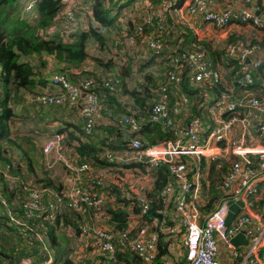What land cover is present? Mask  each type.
<instances>
[{
	"label": "built area",
	"instance_id": "obj_1",
	"mask_svg": "<svg viewBox=\"0 0 264 264\" xmlns=\"http://www.w3.org/2000/svg\"><path fill=\"white\" fill-rule=\"evenodd\" d=\"M63 1L69 2L64 18L71 19L77 9L85 10L87 7L86 0ZM176 1L160 0L158 11L147 7L141 12L140 21L133 25L130 33L126 27L118 30L112 39V45L133 47L140 42L151 53L159 55L166 48L163 40V36L167 35L164 12ZM250 1L245 0L247 3ZM186 11L190 15L202 13L206 23L220 30L232 22L254 28L264 26V9L258 13L250 7H243L238 12L229 8L214 11L206 8L205 0H188ZM53 26L50 27L51 30ZM144 26L149 30L144 31ZM197 43L196 39L191 41L189 46L176 45L167 52L163 78L157 84L158 99L151 106L149 121L160 123L165 128H174L173 138L146 144L140 140L138 134L139 121L132 115H125L117 117L112 124L124 128L129 135L126 148L110 151L103 147L99 154L107 163L119 165L115 169L132 163H139L147 168L159 164L167 166L171 180L160 191L165 207L157 216L148 217L153 225L158 227V231H153L147 236H130L127 228L117 230L102 225L85 224L81 227L80 235L89 239V245L95 254L113 258L116 252L128 250L142 264H153L159 233L163 232L179 237L185 249V264H264V219H257L248 212L256 196H260L264 203V189L260 190L258 187V181L264 180V145H247L245 142L248 135L246 131L253 129V126L264 138V97L248 91V87L253 84L255 71L264 68V43H261V40L247 42L238 37L228 40L223 46L222 55L227 60L234 61L229 68L230 84L225 86V91L214 95L210 102H206L205 97L203 113L190 117L185 125L176 126L169 116V110L173 115L186 110L187 97L179 91L183 77L188 78V85L196 90L212 88L223 80L222 72L219 68L211 66L205 51L196 45ZM184 71H188L187 74ZM183 74L185 76L182 77ZM100 81L103 86L113 90V76L106 79L102 77ZM49 84L54 91L62 94L37 95L33 100L40 106L52 103L76 107L83 120L82 129L89 134L99 112L98 99L92 91L96 85L95 79L89 76L73 83L63 73L58 72L52 73ZM169 96L175 99L171 109L168 106ZM239 128V137L231 136L232 131ZM59 139V135L49 136L42 144L41 152L46 157L54 151L56 159L62 160L67 167L63 195L68 206L79 209L81 204H85L98 210L105 202H114V195L110 193L108 184L103 181L105 172L95 173L91 164L76 163L59 152ZM251 156L259 161L258 168L253 166ZM231 157L236 160L228 164L226 172L219 180L224 196L218 199L213 209L203 215L200 209L206 204L199 198L198 181L199 176L203 175V164L206 162L209 165L210 161L222 158L229 161ZM47 160L44 158L43 162L47 164ZM42 192L43 190H30L31 200L24 205L26 219H30L39 209L37 201ZM124 192L131 193L128 198L133 199L139 209L138 215L143 218L149 209L150 200L142 186L136 187V190L128 187ZM58 200L56 196L54 204H48L51 211L56 210ZM237 201L241 202V206L226 224L228 205ZM1 204L6 207L3 200ZM3 209L9 219L8 224H20L12 217L8 208ZM167 222L173 226L166 227ZM23 225L22 231L27 228L26 224ZM236 234L241 235L244 240V249L239 246L242 242H231L230 239ZM167 238L169 237H163L165 242ZM220 246L230 251L226 262L218 257ZM20 264L31 262L23 259ZM160 264L168 262L163 261Z\"/></svg>",
	"mask_w": 264,
	"mask_h": 264
},
{
	"label": "trees",
	"instance_id": "obj_2",
	"mask_svg": "<svg viewBox=\"0 0 264 264\" xmlns=\"http://www.w3.org/2000/svg\"><path fill=\"white\" fill-rule=\"evenodd\" d=\"M29 1L0 0V196L5 200L6 207L11 212L12 217L20 223L19 225L8 224L9 219L0 202V264H19L22 258H28L31 264H43L48 255H52L50 264L58 262H60L59 264H73L72 260L65 258L69 252H72V249L68 247L67 232H72V236H81V227L85 224H92V221L84 215L85 212L89 214L95 209L85 204H81L79 209L68 206L67 199L63 195L64 184L62 182L64 176L68 174L67 167L62 160L55 157L53 160L56 161V167L60 168L61 165L60 171L62 170L63 173L61 176L56 175L55 178H51L52 170L44 168L42 156L38 155L36 148L37 138L35 136L42 133V129L40 128V130L39 127L35 128L36 130L29 129L30 127L24 128V125L28 126L26 118L32 116L28 112H21L16 108L26 101V95L31 99L35 96L32 93L35 86L40 88L45 86V79L37 76L34 67L28 61L31 56L50 57L58 64L57 69L62 73L72 67L78 68L87 58L85 49L89 38L95 40V44L101 49L107 39L103 32H108L110 40L114 36L113 33L117 34L118 29L111 34L109 33L115 27L114 23L117 17L116 14H111L112 5H104V0H86L88 8L84 13L88 16V12L91 11L87 24L81 27L79 34L70 36V40L63 41L57 30L55 31L58 35L54 31L52 35L45 34L61 7L59 4L61 0H37L31 8L33 12L26 10L23 12L21 8L25 9V5ZM81 10H77L76 15ZM146 29L147 27L144 26V31ZM166 32L165 39L166 37L170 38L169 31ZM196 45L203 49L200 44L197 43ZM161 55L162 53L156 56ZM123 58L125 62L118 74L107 72L114 66L112 57L106 61L99 58L94 59L98 66L104 68L98 80H95L96 85L92 88L100 108L96 117L100 116V112L104 115L108 109L112 110V106L114 111L107 116L111 118L109 125L98 124L95 118L94 126L91 132L87 134L82 129L83 120L80 118L76 107L56 105L57 110H60L58 113L60 112L61 115L65 113L64 111L69 110L67 112L69 115L74 114L75 117L80 118L81 126L63 121L62 125L51 134L60 136L59 152L76 163L86 162L93 167L102 168L107 163L103 158L98 157L103 147L110 151H121L126 148L129 135L124 128L112 124L117 117L134 116L139 121L138 134L140 140L146 144H155L173 138L174 128H165L160 123L149 121L151 106L157 102L159 95L158 85L154 82V77L145 73L144 79L135 84L136 87L129 89L125 77L130 74L131 63L129 57ZM226 61H228V65L234 62L230 59ZM59 66L61 67L59 68ZM142 67H139V72L143 69ZM184 72L187 74L188 71ZM81 74L84 75L85 73L81 71ZM111 76H113V90L103 86L100 81L102 77L106 79ZM230 80L231 72L229 71L223 82L218 85L209 89L196 90L188 85V78L183 77L179 91L188 100L186 107L188 115L186 117H194L201 112L203 113L205 97H207L206 102H210L214 95L225 91V86L230 84ZM152 85L154 87L150 88ZM121 96H126L130 103L121 100ZM174 101L175 99L169 96V109L172 108ZM128 103L131 105L125 110L124 106L126 107ZM169 116L176 117L170 110ZM103 130L107 136H103ZM97 131L102 133L100 137H96ZM114 131L117 133L121 131L124 134L120 136L114 134ZM94 133L95 135H93ZM113 139L118 142L117 145ZM96 141L99 144L94 143ZM52 153L56 155L54 151ZM49 162L50 160L48 165ZM219 162L220 160L209 163L212 189L228 167V164L222 161L218 168L216 164ZM168 180L169 175L165 165L154 169L152 186L146 193L150 200L149 209L145 213L146 217L157 216L158 212L165 207L159 193ZM31 189L43 190V192L37 201L39 209L34 212L30 219H26L24 205L31 200L29 197ZM109 189L110 193L114 194L111 186ZM216 195L214 193L211 200ZM56 196L59 198L57 208L51 211L48 204H54ZM130 202L122 200L119 201L118 206L113 208L100 207L108 214V223L112 225V228L117 230L127 228L128 211L139 213L136 205L130 206L131 209L129 210ZM206 207L209 208L210 205L207 204ZM100 208L98 211L101 210ZM95 212L97 211L95 210ZM23 224L27 226L24 231L21 230ZM159 241L162 242L161 239ZM160 251L163 252V248ZM99 264H141V262L130 251L126 250L116 252L112 259L106 258L104 263Z\"/></svg>",
	"mask_w": 264,
	"mask_h": 264
},
{
	"label": "crops",
	"instance_id": "obj_3",
	"mask_svg": "<svg viewBox=\"0 0 264 264\" xmlns=\"http://www.w3.org/2000/svg\"><path fill=\"white\" fill-rule=\"evenodd\" d=\"M124 2L128 3L129 1H127V0L111 1V5H112L111 14H113V15L116 14L117 18H116V21L114 23L115 26H119L120 28L126 27L128 32H130L133 29V25L140 21V17L137 21H135L133 19H129L130 17L136 16L137 13L133 12L134 15L129 16V18L127 20L124 16H122V14H124L122 12V10L120 13L118 12V14H117V10L119 9L117 7L122 6V4ZM159 3H160L159 0H133V5L134 6L138 5L139 9H141L140 14H141V12L145 11L147 7H148V9H150L152 11L160 10L159 9V6H160ZM187 3H188V0H177L174 3V5L169 7V9L164 12V15H165L164 25H165L167 31H169V33H171V37L170 38L166 37V39L164 40V46L166 47L165 49L168 52V51H170V49L172 47H174L176 45L185 47V46H188L191 41H195L197 39L198 44H200V46L204 49V51L206 53V57L209 60L211 66L215 67V68L217 67V68H219V70H222L223 80H224V77L226 76V74H228V72L230 71L229 68L231 67L230 65L228 66L229 63H228V61H226L227 58H224L222 55L223 46L228 40H234L235 38L238 37V38L244 39L247 42H253V41H257V40L264 41V26L254 28L250 25H246L243 23L232 22L225 29L220 30V29L215 28L211 24L206 23L203 20L202 13H198V14H194V15L188 14L186 11V4ZM205 3H206L207 9H211L214 11H220V10L229 8V9H232L234 12H238L239 10H242L243 7H250L251 9H253V11L255 13H258L259 11L264 9V0H251L249 3L245 2V0H205ZM122 9H124V8H122ZM134 9H135V7H134ZM77 15H78L77 16L78 19H80L81 17L84 18V25H86L87 21H88V16H86V14L84 12H81L80 14H77ZM129 25H130V27H129ZM148 30L149 29L147 27L146 31H148ZM104 33L108 34V32H104ZM138 44L143 45V43H140V42H138ZM136 50L137 49H133V51L127 52V54L131 56V57H129L130 58L129 61L131 63V70H132L133 64L135 63L134 61H136L137 59L139 60V58L144 57L145 59L142 61L143 63L139 67L143 66L142 68L145 69L146 67L148 68V67L158 66L159 68H162L161 70L164 71V69H165V56H166L167 52L165 55H161V56H156L151 52H148V55L145 54L143 56L142 55L140 56L139 54L141 53V51L136 52ZM107 54L108 53L105 54V57L107 56L108 59L110 57H112L111 54H109V55H107ZM45 59L52 60L50 57H47V56H45ZM103 60L106 61V59H103ZM114 60L115 61L113 63L124 64V62L121 61V58L117 57V59H116L114 57ZM157 60H160V62H158ZM112 61H113V57H112ZM52 62H53V60H52ZM155 62H157V65H155ZM73 68L74 67L67 69L68 70L67 75L70 79L77 80V78H76L77 76L74 75L72 72H70ZM114 70H115V72H114L115 74H118L121 71V69H116V67H114ZM137 70H139V68ZM255 72L256 73H255V76L253 78V84H252V86L248 87V91H250L252 94H254V93L259 94L261 97H264V68H260L259 70L255 71ZM162 73L163 72L161 71V77H163ZM154 80H155V78H154ZM223 80H222V82H223ZM46 81H47L46 87L51 88L50 84L48 83V80H46ZM46 81H45V83H46ZM226 81L228 82L227 79H226ZM158 82L156 84H158ZM45 83H44V85H45ZM226 86H228V85H226ZM130 105L128 103L126 107L124 106V109L127 110L129 108L128 106H130ZM57 111H60V110H57ZM64 112L65 113H63L62 115L60 114V112L57 114H52L53 117H50V115H48V114H42L41 113V114H38L37 117H43V120H48L51 123H54V121H55L60 126L62 125L63 121H69V122H72L74 124H78L81 126V121H80L81 117L80 118L75 117L74 114L69 115L67 113V112H69V110L64 111ZM122 113H124V112H122ZM175 114H176V117H171V119L173 120V122H175L176 126L185 125L190 118V117H186V115H187L186 110H181L180 112H176ZM99 117H100V123L105 125L106 124L105 120L107 121V118L104 117L101 112H100ZM35 128H37V127L31 126L29 129H35ZM246 132L248 133V135L245 138V142L247 143V145H252V144L253 145H264V138L260 136V134L258 133L257 129H255L254 126H253V129H249ZM38 133H39V131H38ZM52 133L53 132L42 131V133H39V135H37L35 137L37 138L36 148H37L39 154H41L43 159L44 158H47L48 160H49V158L51 159L49 162V165H48V163L45 165L43 164L44 168L47 167V169L52 170L51 178H53V177L55 178L56 175L61 176L63 173L62 170L60 171L61 165H60V168L56 167V164H55L56 161L53 160V159H55L56 155H53V153L51 152L49 155H47L45 157L43 155V153L41 152L42 144L46 141V139ZM102 133H104V136H107L106 132L104 130ZM240 133H241V128L235 129L234 131H232L231 136H233L234 138H238ZM93 135H95V133ZM96 136H98V135L96 134ZM111 137H113V136H111ZM113 142L116 143L115 145L118 144V142L114 141V139H113ZM219 156H222V155H219ZM223 158L222 159H216L214 161L220 160V162L223 161V162H226L227 164H230V162L232 160H236L235 157H231L229 161H226ZM251 158H253V166L255 168H258L259 161L256 160V157H254V156H251ZM220 162L216 164V166H218V168L221 165ZM138 164L139 163H137L136 165H138ZM136 165L134 163L131 164L132 167H135ZM161 165H165V164H159V165H157L153 168H149V169L154 170ZM138 166L139 167L144 166L145 171H147L146 169H148L145 165L139 164ZM203 167L204 168H202V173H201L203 175L199 176L198 181H199V186H200L199 198L201 201H204L206 205L207 204L210 205L209 208H207L205 206V207L200 209L201 213L203 215H205L208 211H210V209L214 208V206L218 202V199L221 196H224V193L220 189V183L219 182L212 189L211 183H210L211 179L209 177V165L205 162L203 164ZM54 168L56 169V174L53 173ZM166 168H167V166H166ZM93 170L95 173H99L102 171V168L98 169V167H93ZM167 171H168V169H167ZM52 174H54V176H52ZM168 175H169L168 181H170L171 177H170L169 172H168ZM141 176L145 177L144 175H141ZM66 177H67V175L64 176V178L62 179V182H63V180L65 181ZM262 178H264V177H262ZM137 182H139V181L136 179L135 184L131 185L130 187L136 190V186H137L136 183ZM152 182H153V178H152L151 184H148L146 190H144L145 195L150 190V188L152 186ZM63 184L65 186V183H63ZM139 186L140 185H138V187ZM141 186L143 188V185H141ZM258 187L260 190L264 189V180L261 179L260 181H258ZM119 191L121 193H119L118 196L123 198V199L128 200V196L130 193L126 194L122 189H120ZM214 193H216L217 195L214 197V199L211 200ZM133 194H134V192H133ZM159 195H160V193H159ZM146 197H147V195H146ZM118 203H119V201L115 200V196H114V202L112 201L111 203H107L108 204L107 206H105V205L104 206L107 208H113L115 206H118L119 205ZM232 203H234V202H232ZM128 207L130 210L131 207L130 206H128ZM96 211L97 212H92V213L86 214L85 215L86 218L91 220L92 222L94 220V222H95V221H97V218L100 217V215H102V219L105 220L106 224L108 226L112 227V225H110L108 223V214L102 209L100 211H98V210H96ZM248 212H249V214H251V216L257 217V219H262V220L264 219V203H263L262 199L260 198V196L255 197L254 204L250 208V210H248ZM236 214H237V212H236ZM127 215L128 216L126 217V219H127L126 220V226H127V229L129 230L130 236H135V235L147 236L148 234L152 233L153 231H158V227L153 225L152 221L148 218L149 216L148 217L144 216L142 218L137 214V212L134 213L133 211L132 212L128 211ZM129 219H131V220H129ZM167 226L171 227L173 225H172V223L167 222L166 227ZM67 235H68V238H67L68 247L70 249H72V252H69L65 258H69L70 260H72L73 264H78L79 262H76V260H73L71 257L72 253L74 252V248L71 247V243L69 242L71 240L77 239L78 236L77 237L72 236V232H67ZM164 236L172 238L173 240L170 241V239L167 238L166 239L167 242H165V240L163 239ZM160 239L162 242L159 241ZM159 244H160V246H159ZM239 246L241 249H244V247H245L244 243L239 244ZM161 248H163V252L160 251ZM229 254H230V251L227 248L220 246L218 257H220L221 261L226 262V259H227ZM94 256L95 257L99 256V254H94ZM99 257H101V256H99ZM25 259H28V258H25ZM51 261H52V255L51 256L48 255L47 259L44 260V263L45 262L49 263ZM104 261L103 260H102V262H100L99 260L94 261L92 259L91 252H88L87 257L84 259L83 262L88 263V264H91V263L94 264L97 262V264H99V263H103ZM163 261H167L168 264H185V249L182 246L181 242L179 241V237H176L175 235H172V234H166V233L164 234L163 232H160L159 238L157 241V253L154 257L153 264H160ZM59 263L60 262H58L56 264H59Z\"/></svg>",
	"mask_w": 264,
	"mask_h": 264
},
{
	"label": "rangeland",
	"instance_id": "obj_4",
	"mask_svg": "<svg viewBox=\"0 0 264 264\" xmlns=\"http://www.w3.org/2000/svg\"><path fill=\"white\" fill-rule=\"evenodd\" d=\"M27 1H29V0H25V2H27ZM35 1H37V0H30L25 5V9L21 8V10L22 11L26 10L27 12H31L32 11L31 8L35 4ZM111 1L112 0H104L103 2H104V5L106 3V5L108 6V5L111 4ZM127 1H129V2L128 3L124 2L122 4V6L117 7V8H119L117 10V14H118V12L120 13L121 10H122V12L124 13V14H122V16H124L128 20L129 16H133L134 15L133 12H136L137 13L136 16L135 17H130L129 19H133V20L137 21L139 19V17H140L141 9H139L137 4H136L137 6L133 5V0H127ZM59 4L61 5V7H60L59 11L55 14L54 18L52 19V25L50 24L51 26L54 25L53 26V30L48 28L45 31V34L46 35H52V32L54 31L56 33L55 30H57V32L61 35L59 37H61V39L63 41H67V40L71 39L70 36H75L76 34L80 33L81 27L84 25V18L81 17L80 19H78V17L75 14V12L72 15L71 19L64 18L63 15L66 16V14H67L66 7L69 6V2L61 0V2H59ZM75 5H77V4H75ZM86 5H87L86 9L85 10H81V12H85L87 10L88 4L86 3ZM20 6L22 7L21 2H20ZM134 7H135V9H134ZM122 8H124V9H122ZM77 10H80V9H77ZM81 12H78V13L80 14ZM90 12L91 11H89L88 13L91 16ZM129 27H130V25H129ZM119 28H120L119 26H115L109 31V33L111 34L114 30H116V29L119 30ZM118 30H117V33H118ZM103 34H105L107 39L105 41L104 46H101V49H99V47H97V45L94 42L95 40H93L92 38L88 39V41L86 43L87 58L79 65L78 68L74 67L70 71L74 75L77 76L76 77L77 80L70 79L68 77V75H67L68 70L64 71L63 74L71 82L75 83V82H77L78 80H80V79H82L84 77H89L90 75L92 77L94 76L93 79H95V80L97 79L98 80L100 74L102 73V71H104V68H102L100 66H97V64L95 63L94 59L99 58V59H106L107 60L108 59L107 56L105 57L106 53H108L107 55H109V54L112 55L113 62L115 61L114 57L116 59H117V57L121 58V61L125 62L123 57H125V59H126V57H131L130 55L127 54L128 51L131 52V51H133V49H137L136 52L141 51V53L139 54L140 56L141 55L143 56L145 54L148 55V52H150L145 47L144 44L143 45H139L138 43H136L135 46H133V47H130V46H128V47H125V46L114 47L112 45V40H110V35L107 34V33H104V32H103ZM113 34H114V36L117 35L115 33H113ZM169 34H170V37H171V33H169ZM113 37H112V39H113ZM164 39H165V36L163 37V40ZM164 49L161 52L162 55L166 54L165 52H167V50L166 49L164 50ZM144 59L145 58L142 57V58H139V60L137 59L136 61H134L135 63L132 66V70H130V74H128L125 77V82H126V84H127L129 89H131L133 87H136L135 84L140 83L144 79V74L145 73L148 74V75H151L152 77H154L155 78V80H154L155 83H157L160 79L162 80L163 77H161V71L163 72V70H161L162 68H159L158 66L148 67V68L146 67L145 69L141 70L140 72L137 70L139 68V66L142 65V63H143L142 61ZM28 61L34 67V70H35L37 76L39 75L40 77L44 78L45 81L48 80V83H49V78L52 75V73L61 72L60 70L57 69V65L58 64H56L55 61L52 62V60L45 59V56H42L40 58L36 57V56H31L28 59ZM157 61L160 62V60H157ZM113 64H114V67H116V69H121L122 65H124V64H120V63H113ZM155 65H157V62H155ZM60 67L61 66H59V68ZM114 67H111L110 69H108L107 72H115ZM81 71H82V73H85V74L84 75L81 74ZM219 71L222 72V70H219ZM162 75H163V73H162ZM46 86H47V81H46L45 86H42V88H40L39 86H35L34 89L32 90L33 95L35 94V96H37V95L59 96L60 94H62V93H59L58 91H54L53 87L52 88H48ZM153 87H154V85H152L150 88H153ZM99 93L101 95H103V93H101V92H99ZM34 97L31 99L30 97H28L26 95V97H25L26 101H24V103H22L21 106L16 108L18 110H21V112L25 111V112L30 113L33 116V117L26 118V120L28 122V126L23 124L24 128L25 127L36 126L37 128L38 127L41 128L42 131H46V132H54V131H56V129L58 127H60V125H58L57 122L54 121V123H51L48 120H43V117H37V115L41 114V113L42 114H48V115H50V117H53L52 114H57L58 113L56 105L50 103L47 106H42L41 107L39 105H36L35 104L36 102H33L34 101L33 99H35ZM121 100H123L125 102L126 101L129 102L126 96H121ZM111 108H112V110L108 109L106 111V113L103 115L104 117L107 118V121H108L107 122L105 120V122H106L105 125H109V120L111 119L110 117H107L108 114H112V111H114V108L112 106H111ZM186 113L188 115V110H186ZM96 120L98 121V124H99L100 123V117L99 118L96 117ZM113 133L114 134H119L120 136H122L124 134L121 131H119L118 133L116 131H114ZM97 135L98 136H96V137H100V135H102V133L100 131H97ZM103 136H104V133H103ZM114 137H115V135H114ZM102 138H104V137H102ZM94 143H96V144L98 143L99 144V142H97V141L94 142ZM37 153H38L39 156H41V154H39L38 150H37ZM99 154H98V157H99ZM42 159H43V157H42ZM49 160H51V159L49 158ZM49 160H47V161H49ZM109 165H107V163H106L102 167V172L103 171L105 172V178H104L103 181L108 184V188H109V186H111L113 188V193H114V196H115V200H118V201L126 200V199H123V198L118 196V194L121 193L119 191L120 189L126 191L128 189V187H130L131 185L135 184V180L137 179L139 182L136 183L137 184L136 187H138V185H143L142 189L144 191V190H146L148 184H151L152 178L154 176V170L153 169H149L148 168V169H146L147 171H145L144 170L145 167L144 166H140L139 167L138 166L139 164L138 165L135 164L136 165L135 167H132L131 164L130 165H121L120 166L121 169H115L116 166H119V165H116V164L115 165L109 164ZM45 169H47V167H45ZM98 169H99V167H98ZM53 173L56 174V169L55 168L53 170ZM54 174H52V176H54ZM141 175H144L145 177H143ZM63 183H64V180H63ZM116 185H118L119 187L116 186ZM2 200L5 202V200L0 196V202ZM128 201H131L129 203V206L135 205L132 198H128ZM104 205L107 206L108 204L105 202L102 206H104ZM2 208H7V207L3 206ZM94 212H95V210H94ZM81 213H83V212H81ZM73 214L75 215V213H73ZM84 215H86V212H85ZM129 220H131V219H129ZM84 222H85V220H84ZM92 224H94V225H102V226H105V227H110V226H108L106 224L105 220L102 219V215H100V217L97 218V221L94 222V220H93ZM78 238L75 239V240L69 241L71 243V247L74 248V252L72 253L71 257H72L73 260H76V262H79L78 264H88V263L83 262L84 259L87 257L88 252H91L92 259L94 261L99 260L100 262H102V260L104 261L106 259V257L102 256V255H99L101 257H99V256L95 257L94 256L95 253L92 251V248L89 245L90 241H89L88 238H84L83 236H78ZM62 241H63V239L61 240V242ZM22 260H23V258L20 260V263H21ZM49 264H50V262H49ZM91 264H93V263H91ZM94 264H97V262L94 263Z\"/></svg>",
	"mask_w": 264,
	"mask_h": 264
},
{
	"label": "water",
	"instance_id": "obj_5",
	"mask_svg": "<svg viewBox=\"0 0 264 264\" xmlns=\"http://www.w3.org/2000/svg\"><path fill=\"white\" fill-rule=\"evenodd\" d=\"M239 206H241V202L240 201H237V202H234V203H229L228 212H227V215H226V218H225L226 224H228L230 222L231 218L236 213V211H237ZM230 240H231V242L233 244H237L239 242L244 243V240L242 239L241 235H239V234L234 235Z\"/></svg>",
	"mask_w": 264,
	"mask_h": 264
}]
</instances>
